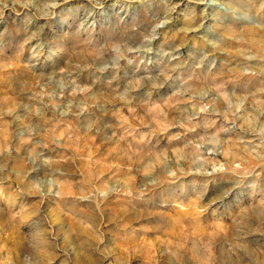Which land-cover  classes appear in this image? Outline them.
Instances as JSON below:
<instances>
[{"label": "rangeland", "instance_id": "rangeland-1", "mask_svg": "<svg viewBox=\"0 0 264 264\" xmlns=\"http://www.w3.org/2000/svg\"><path fill=\"white\" fill-rule=\"evenodd\" d=\"M0 264H264V0H0Z\"/></svg>", "mask_w": 264, "mask_h": 264}]
</instances>
